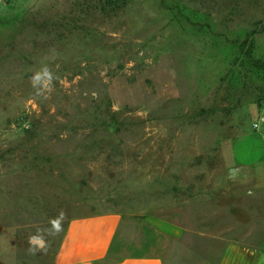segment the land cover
<instances>
[{
    "label": "rangeland",
    "instance_id": "374dc122",
    "mask_svg": "<svg viewBox=\"0 0 264 264\" xmlns=\"http://www.w3.org/2000/svg\"><path fill=\"white\" fill-rule=\"evenodd\" d=\"M250 32L264 56V0L0 1V264H55L69 220L110 211L111 260L264 249V78L230 47Z\"/></svg>",
    "mask_w": 264,
    "mask_h": 264
},
{
    "label": "crops",
    "instance_id": "0c3cea01",
    "mask_svg": "<svg viewBox=\"0 0 264 264\" xmlns=\"http://www.w3.org/2000/svg\"><path fill=\"white\" fill-rule=\"evenodd\" d=\"M122 223L123 216L117 211L72 218L55 252V264H167L164 256L151 253L111 260ZM223 239L224 250L218 264H264V249L247 238L234 235Z\"/></svg>",
    "mask_w": 264,
    "mask_h": 264
},
{
    "label": "trees",
    "instance_id": "16d2710c",
    "mask_svg": "<svg viewBox=\"0 0 264 264\" xmlns=\"http://www.w3.org/2000/svg\"><path fill=\"white\" fill-rule=\"evenodd\" d=\"M122 1L123 3L127 2V0ZM253 36L254 34L250 32L242 42H240V39L232 40L230 47L232 52L239 57V66L250 70L257 77L264 78V56H256V45ZM104 262L107 261L105 260Z\"/></svg>",
    "mask_w": 264,
    "mask_h": 264
},
{
    "label": "clouds",
    "instance_id": "9594fccd",
    "mask_svg": "<svg viewBox=\"0 0 264 264\" xmlns=\"http://www.w3.org/2000/svg\"><path fill=\"white\" fill-rule=\"evenodd\" d=\"M56 79L57 77L52 71L47 66H44L40 71H37L32 75L30 83L32 84V87L36 89V94L43 96L46 99L53 91V81Z\"/></svg>",
    "mask_w": 264,
    "mask_h": 264
},
{
    "label": "built area",
    "instance_id": "2783aa9c",
    "mask_svg": "<svg viewBox=\"0 0 264 264\" xmlns=\"http://www.w3.org/2000/svg\"><path fill=\"white\" fill-rule=\"evenodd\" d=\"M0 1H8V0H0Z\"/></svg>",
    "mask_w": 264,
    "mask_h": 264
}]
</instances>
